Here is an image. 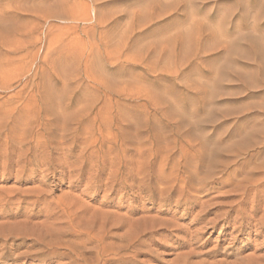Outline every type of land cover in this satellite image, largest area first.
<instances>
[{"label":"rangeland","instance_id":"obj_1","mask_svg":"<svg viewBox=\"0 0 264 264\" xmlns=\"http://www.w3.org/2000/svg\"><path fill=\"white\" fill-rule=\"evenodd\" d=\"M183 259L264 264V0H0V264Z\"/></svg>","mask_w":264,"mask_h":264},{"label":"bare ground","instance_id":"obj_2","mask_svg":"<svg viewBox=\"0 0 264 264\" xmlns=\"http://www.w3.org/2000/svg\"><path fill=\"white\" fill-rule=\"evenodd\" d=\"M190 177H188V179H189ZM190 181H191V178L189 179ZM191 183V182H190ZM196 191V190H195ZM143 243V242H142ZM140 245H142V244H140ZM139 246V245H138ZM125 247V246H124ZM133 247H135V246H133ZM65 254V253H64ZM98 254V253H97ZM101 254V253H100ZM69 255V254H68ZM115 255V254H114ZM70 256V255H69ZM65 257V256H64ZM75 259V258H74ZM73 259V260H74ZM99 259V258H98ZM79 260V259H78ZM66 264V263H65ZM69 264V263H68ZM72 264V263H71ZM173 264H188L187 263V261L185 260V259H183L182 261H175Z\"/></svg>","mask_w":264,"mask_h":264}]
</instances>
